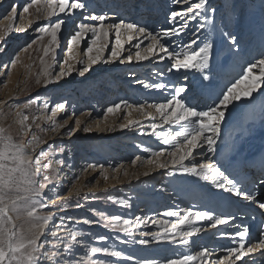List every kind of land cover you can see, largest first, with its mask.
<instances>
[{
	"label": "rangeland",
	"instance_id": "rangeland-1",
	"mask_svg": "<svg viewBox=\"0 0 264 264\" xmlns=\"http://www.w3.org/2000/svg\"><path fill=\"white\" fill-rule=\"evenodd\" d=\"M125 1H128L127 7L119 4ZM83 2L87 5L85 9L74 10V14L70 16L60 14L59 18L65 20V23L58 33L57 43L50 44L51 37L36 30L56 22V17L46 16L44 0H37L36 3H32V0H0V36L5 38L0 40V102H5L0 103V113H2L0 125L8 129L16 142L28 145L29 148H31L32 136L39 137L45 143L39 144L32 152V156L35 160L40 151L44 150L48 155L40 157L41 165L49 163L52 165L51 168L41 167L40 173L35 177L36 186L39 187L40 184L45 186L40 195L30 197L27 203H43L46 207L39 209L40 214L52 213L53 220L49 222L45 230V236L52 245L62 249L61 240L75 244L76 242L71 241L70 233L73 231L80 233L78 237L80 243L74 247L73 253L75 259L81 261V264H87L89 260H94L97 264H142L145 260L165 264L168 259L195 256L202 249H208L209 252L204 264H212L213 259L211 260L210 257L213 247L211 244L206 245L205 242L208 239L205 235L196 233L197 243L187 246L179 240L182 232L179 233L180 231L172 227L187 210L191 209L187 205L178 206L179 199L184 198L181 192L182 183L176 184L174 183L176 181L172 179L197 182L196 178H199L191 173L183 172L179 165L174 166L170 162L171 157L168 156V152L175 150L178 143H183V137H177L175 141L164 144L166 138L164 134L180 132L182 125L167 123L155 109H148L147 111L154 114L152 119L151 116L137 112L139 116L130 120L139 121V123L125 127L124 130L120 126L128 124L129 120L126 119L137 105L163 103L169 97L171 98L175 94V88L180 86H185V92L180 94V98L188 106L196 107L197 110H206L203 107L207 104V100L195 88L198 80L201 81L198 82L199 84L204 86L211 84L215 89V97L207 104V107L217 102L221 93L243 74L250 62H255L264 56V0H207L206 8L198 10L200 15L195 19L178 18L176 21L170 18L172 11L186 10L187 6L198 3L199 0H187V3L185 0H83ZM25 4H30L28 13L23 12ZM13 5L17 8L15 19L11 14ZM213 8L216 10L214 13L211 11ZM195 11L197 10H194V13ZM104 13L109 16V19L105 21L106 26L119 23L121 19L126 23L146 26L148 31L153 36H158L159 42L172 53L196 49L210 42L213 47L208 68L169 71L173 61L167 55L160 53L158 46L155 49L157 55L137 61L135 53L140 51L142 55L146 54L152 40L139 35L128 41L127 35L123 33L121 36L122 41L124 40V49L119 59L112 60L110 59L111 49L115 44V33L112 32L108 46L101 54L102 61L93 65L89 72L81 75L78 69L82 65L77 62L76 66H72L70 57L66 56L68 40L75 31L79 30L80 24L98 25L99 21H93L90 17ZM201 24L204 27L201 28ZM182 25L186 27L178 35L176 33L169 36L163 35V32L169 28L178 29ZM21 29H27V31ZM257 31L262 34L260 40H258ZM225 33H230L237 38L235 46L231 44ZM91 39L92 33H87L79 42V46H76L78 61L83 60L84 64L88 63L86 50ZM193 40L196 41L195 44H191ZM189 44L191 49L187 47ZM45 46L54 50V56L51 51L47 56L45 55ZM92 55H96L95 50ZM129 55L133 56L132 61L126 59ZM161 55L165 58L160 59ZM13 61L16 63L13 64ZM232 62L235 65L242 62L243 67L230 71ZM69 67L72 69L70 74L63 76L58 82H51L47 86L43 84L44 71H50L54 78L61 68L67 71ZM255 71L258 74V69ZM194 76H196L195 80L192 79ZM205 76L208 79H204ZM37 79L41 81L39 84ZM154 84H163L164 87H152L151 85ZM148 89L153 90L154 94L146 96L149 92H140H146ZM139 94L146 96L144 102L137 99ZM194 97L197 99L193 101ZM255 97L260 100L262 93H254L248 101L254 100ZM202 98L205 102H202ZM142 99L144 100L145 97ZM30 100L35 102L24 108L23 105L28 104ZM121 101H127L132 107L121 106V111L105 115L110 105ZM61 103L65 105L64 109L58 108ZM242 103L244 101L236 102L235 106L230 105V108L225 111L226 119L221 124L228 120L231 123L230 131L234 128L237 133V126L242 121L245 133L248 134L244 136V140L248 144L249 138L257 130H255L256 126H247L246 122L250 120L247 114L249 107L247 108V103L241 107ZM17 110L22 114L20 117L16 115ZM258 110H261L259 104L253 111L252 119L256 118ZM22 116L29 118L24 124L31 125V128L24 132L20 131ZM85 118L86 121H84ZM77 120H81L79 126L76 124ZM152 125L157 127L153 129ZM85 128L89 131H85ZM226 129H229V126ZM126 130L128 132H125ZM227 134L222 133L220 136L225 140H227L226 137L235 139L233 138L235 134L234 136L229 134L227 136ZM220 136L214 149L219 147V151L222 152L224 146L219 141ZM205 144L202 143V145ZM161 149L166 151L159 159L167 162L168 167L159 171V167L148 161L155 158L152 155L153 152ZM197 150L192 157L184 161L185 166L191 167L194 160L192 162L189 160L193 157H196L195 163L210 160L217 166L219 164L224 166L220 163L219 151L210 152L208 146L203 154H198ZM228 150L232 153L233 146L228 145ZM57 160L63 163L56 164ZM134 160L135 164H133ZM151 168L155 170L150 172ZM166 169L169 173H166ZM244 172L245 170L239 169L236 176L245 178ZM253 173L254 178L256 172L253 171ZM231 176L234 177L235 174ZM261 181H264V174H258V177L252 179L251 189H262L264 185L260 183ZM77 192H79L78 196ZM160 193L163 196L167 194L172 196L174 206H170L165 212L154 210L151 204V201H155ZM63 196L66 198L61 199ZM239 197L241 196H236V198ZM139 198H143L144 201L141 202ZM170 211H175L179 215L170 216L167 214ZM101 213L106 218L120 216L121 222L128 220L130 223L125 227L129 228V232L125 233L119 228H113L107 219L101 217ZM160 213L164 214L160 215ZM216 214L220 216L219 213ZM13 215L15 217V214ZM259 217L257 220L260 223L255 227V231L260 235L251 240L247 238L246 247L264 239V216L262 219ZM61 220L63 225L57 228L56 225L60 224ZM87 220L97 222L89 224L85 222ZM162 221L169 223L163 225ZM16 223L18 227L22 224L26 226L23 218ZM211 225L209 224L208 228ZM164 228L175 236V241L163 238ZM53 232L57 233L60 240L52 236ZM183 232L188 231L183 230ZM157 236L161 238L158 239ZM100 237H106V239H100ZM141 240H146L148 243L142 244ZM209 240L210 242L218 241L217 239ZM91 247L120 251L121 256L112 257L103 252L90 254ZM225 257L234 259V255L229 256V253H226ZM263 257L264 254L257 251L247 256L245 260L248 264H255V262L264 264ZM221 258L220 256L217 259L221 260ZM240 262L236 261L235 264H241ZM245 263L243 260V264ZM190 264H201V260L198 258L190 261Z\"/></svg>",
	"mask_w": 264,
	"mask_h": 264
},
{
	"label": "snow or ice",
	"instance_id": "snow-or-ice-1",
	"mask_svg": "<svg viewBox=\"0 0 264 264\" xmlns=\"http://www.w3.org/2000/svg\"><path fill=\"white\" fill-rule=\"evenodd\" d=\"M37 0H32V3H36ZM187 3V0H185ZM46 16L48 18L56 17L55 23H49L41 28H37L38 32H43L51 37L50 44L57 43V36L61 30L65 20L59 18L63 13L66 16L74 14V10L85 9L87 7L83 0H44ZM207 6V0H199L198 3H191L183 11H172L170 18L176 21L178 18L195 19L200 15L198 10L205 9ZM30 4H25L23 12H29ZM194 10L195 11L194 13ZM211 11L214 13L216 10L213 8ZM194 13V14H193ZM11 14L15 19L17 14L16 6H11ZM207 18V17H206ZM93 21H99L98 25L80 24L79 30L68 40V52L71 53L73 46L82 41L87 33H92L91 42L88 44L86 54L88 63L84 64L83 60L78 61L82 67L79 70L81 75L89 72L93 65L102 61V53L108 46V40L112 32L115 33V44L111 49L110 59H119L124 49V41L121 40V35L126 34L127 40L131 41L134 36L144 35L152 40L146 50V54H141L140 51L135 53V59L137 61L146 60L149 56L157 55L155 49L159 47L160 53L167 55L172 60L171 68L179 71L180 69H199L204 70L208 68V62L210 58V52L213 45L204 43L202 47L191 49V44H195L196 41H192L187 47L191 50H185L181 53H172L168 51L165 45L159 42L158 36H153L148 31L146 26H140L138 23H126L123 19L119 23H113L105 25V21L109 19L107 13L93 15L90 17ZM31 26V25H30ZM186 25H182L180 28H169L163 32L164 36H169L173 33L177 35L184 30ZM200 27H204L203 24ZM27 31V29H21ZM229 37L232 45L237 44V38L230 33H225ZM3 36H0V40H4ZM30 47V45H29ZM139 47V45H137ZM95 50L96 55H92ZM27 51V49H24ZM53 53L54 50L45 46L44 52L47 56L49 52ZM164 59V55L159 57ZM128 61H132L133 56L126 57ZM16 61H13L15 64ZM43 63V61H42ZM67 64V61H65ZM50 67V66H49ZM258 69V74L255 70ZM71 67L67 71L61 68L60 72L55 75L50 71H44L42 75L45 77L43 84L47 86L51 82H58L63 76L70 74ZM204 79H208L207 76ZM41 81L37 79L39 84ZM155 88H163V84L151 85ZM175 94L170 99H166L163 103L153 104H139L136 106L138 112L144 113L148 116H152V113L147 111L148 109H155L162 119L167 123L181 124L182 128L180 132L165 133L164 144H169L171 141H175L177 137H183V143H178L175 150L168 152V156L171 157L172 165H179L183 172L191 173L194 176L201 177L204 180H211L217 189H227L228 191H234L237 195L242 196L244 199L256 203L257 206L264 210V200L260 199L258 191H245L237 186V181L230 179L224 171L221 170L212 161L208 160L203 163L193 162L191 167L184 165V161L193 156L196 149L201 148L202 143H206L208 151H214V145L221 133V123L225 119V111L229 106H234L236 102L246 100L253 97L254 93H264V56L261 59L250 62L244 69L243 74L230 83L226 90L218 97V101L212 106H209L206 110H197L196 107L188 106L185 101L180 98V94L185 92V86L175 88ZM35 101H29L28 104L23 105L24 108L30 106ZM5 103V102H0ZM132 107L127 101H121L120 103H114L110 105L105 112V115L109 113H115L121 109V106ZM63 103L58 105L59 109H64ZM2 114V113H0ZM16 115L20 117L22 114L17 110ZM55 116V111H53ZM29 118L22 116L20 131L24 132L31 128L30 124L25 125ZM183 122V123H182ZM139 123V121L129 120L128 124H122L120 127L125 128L130 125ZM76 124L79 125L80 121L77 120ZM153 129L157 126L152 125ZM89 131L88 128L84 129ZM71 134V132H69ZM45 143L40 140L39 137L33 135L31 139V148L23 143H18L13 139L11 133L0 125V264H81V261L75 259L73 249L79 245L78 237L80 233L71 232L70 237L73 243H66L60 241L62 249L56 245H52L51 242L45 236L46 226L53 220L52 213L41 215L39 209L46 207L43 203L34 202L28 204L27 201L32 196H38L41 190L44 188V184L36 186L35 177L40 173L41 167L51 168L52 165H41L40 157L48 155L47 152L41 150L39 155L35 158L32 156V152L36 150L39 144ZM165 149L153 152L154 159L149 160L150 164H154L159 168L168 167L167 162H161L159 157L165 154ZM139 159V157H137ZM63 161L57 160L56 164H62ZM136 161H133L135 164ZM35 164V168H33ZM147 175V173H145ZM127 175V173H125ZM47 179V177H45ZM221 180L223 182H221ZM264 185V181L260 182ZM79 195V192L76 193ZM15 214V217L14 215ZM170 216H178L179 213L170 211L167 213ZM102 218L107 219L113 228H119L120 231L125 233L129 232V228L125 227L130 222L123 220L121 222L120 216H111L110 218L104 217V214H100ZM24 219V224L17 226L16 221ZM231 217L214 216L211 212L207 211H186L181 219L172 225L177 231L180 230L182 225H194L196 221H214L211 225L215 227L217 225L226 224ZM86 223L92 224L97 221L87 220ZM163 225H167L168 221H162ZM63 225V220L56 227L59 228ZM201 231L198 227H191V231L182 232L181 243H188L187 237L192 236L194 233ZM249 229L244 227L242 231L235 233L236 237H239L238 247L229 248L227 251L229 256L234 254V259L225 257L220 261V264H235L236 261H241L243 264V258L249 256L258 250L264 254V239L259 240L256 244H250L246 247V238L248 237ZM52 236L57 240L60 237L56 232L52 233ZM42 237L44 239L42 240ZM157 238H161L157 236ZM163 238L172 239L175 241V236L169 232L167 228H164ZM100 239H106V237H100ZM140 243L146 244L148 241L141 240ZM47 246V247H46ZM103 252L112 257H120L121 252L108 248L91 247L90 254H96ZM209 255L208 249H202L195 256H181L178 259H168L165 264H190V261L196 259L201 260V264H204V259ZM131 259V257H129ZM87 264H97L94 260H89ZM142 264H156L155 261L145 260Z\"/></svg>",
	"mask_w": 264,
	"mask_h": 264
},
{
	"label": "bare ground",
	"instance_id": "bare-ground-1",
	"mask_svg": "<svg viewBox=\"0 0 264 264\" xmlns=\"http://www.w3.org/2000/svg\"><path fill=\"white\" fill-rule=\"evenodd\" d=\"M119 4H121V6H123V7H124V5H126V7H127L128 1L121 2ZM257 30H259V28H257ZM257 35H258V40L262 39V37H261L262 34L259 33L258 31H257ZM121 40H122V36H121ZM258 40H256V41H258ZM253 43L255 44V42H253ZM257 43L258 42H256V44ZM77 45L79 46V43L73 46L71 53H69L68 51L66 53L67 58L70 57L69 59H71L70 63L72 66H76V64L78 62L79 56L75 52ZM67 47H68V45H67ZM241 64H242V62L238 65H235V63L232 62L230 64L232 67V69L230 67V71L231 70L235 71V69L238 70L239 68L243 67V66H241ZM225 67H227V66H225ZM195 77L196 76H194V78H192V79L195 80ZM199 81L200 80H198V82ZM198 82H196L197 84H195V88L199 92L200 95L202 94V96L204 98H206V100H207L206 102H207V104H209L210 102H212L211 100H213L215 97V93H216L215 89L211 84H209L210 86H204V85L199 84ZM204 84H205V82H204ZM119 92H122V91L119 90ZM140 92H143V93L149 92L146 94V96H151V94H154V91L149 90V89H148V91L146 90V92H144V91H140ZM143 95L139 94L138 95L139 97H137V99L144 102L146 100V96H143ZM186 96H187V94H186ZM142 97H145V99L143 100ZM134 99L137 100L136 97H134ZM195 99H197V97L196 98L194 97L193 101ZM208 100H209V102H208ZM203 101L205 102V100H203V98H202V102ZM242 101H244V103L241 104V107L245 103H247V108L249 107L247 109L248 110L247 114L249 115L250 120H248L246 122V124H247V126L248 125H253L252 127L256 126L255 130H257V131H255L251 135V138H249V140H248V144H246V142L244 140V136H247L248 134L245 133L246 131L244 129V125L242 126V121H240L241 124H239V125L237 124L238 125L237 126V133H235L234 128L232 129V131H230V125L229 124H231V123L228 120H225L223 122V125L221 124L223 126L222 132L220 133L221 136H222V133H224V134L228 133L230 136H234V134H235V136L233 137L235 139L232 140V137H230V138L226 137L227 140H225V138H222L220 136L219 141H221L224 148H223V151L221 152V151H219V147H217L215 152L219 151V158H220L219 160H220V163L224 164V166L222 167L221 164H219L218 166L221 168L222 171L225 172V174L230 179H234L235 181H237L238 187H241L243 185L244 188H242V189L245 191H258L260 194V199L264 200V193H262L264 187L260 190L251 189V187H250L251 186L250 182L252 181V179H255L256 177H258V174L259 175L264 174V93H262V98L260 100L258 99V97H255L254 100L248 101V99H246V100H242ZM242 101H239V103H241ZM213 103H215V102H213ZM207 104L203 108L207 109L209 107V106L207 107ZM258 104H259V106H261V110L260 111L258 110L259 112H258L256 118L252 119L253 111L258 106ZM236 106H237V104H236ZM119 111H121V109ZM137 112L138 111L136 109L131 110L130 114L126 120H130L135 116H139L136 114ZM142 115H144V114H142ZM153 116H154V114L150 118L152 119ZM225 119H226V117H225ZM230 119L231 118H229V120ZM84 121H86V118ZM80 122H81V120H80ZM228 126H229V129H226ZM124 129L125 128H123V130ZM120 130H122V129H120ZM79 132H80V127H79ZM125 132H128V131L126 130ZM228 134H227V136H228ZM231 140H232V142H230ZM228 145L233 146L232 153H230L231 151L229 152ZM206 147H207L206 144L201 145V148H199L197 150L198 154H203V152L205 151L204 149ZM193 160L195 161L196 157H193L189 161L192 162ZM161 162H162V160H161ZM161 169L162 168H158L159 171ZM235 169H237V171ZM239 169L243 170V171L245 170V172L243 173L246 175L245 178L240 177V176H236V173L239 172ZM154 170L155 169L151 168L150 172L154 171ZM233 170L236 172H232ZM253 171L256 172L254 178H253V174H254ZM166 173H169L167 169H166ZM233 174H235L234 177L231 176ZM158 177H159V175H158ZM196 179H198L197 182L186 181V180H181V179L176 180L175 178L172 179V180L176 181V182H174L176 184L181 185L180 183H182L181 192L184 194L183 195L184 198L179 199L180 201H179L178 206L182 207L184 205H187V206L191 207V209L187 210V211H192V212L207 211V212H211L212 214L214 212H216V213H219L220 216L231 217V219H229L226 224L217 225L215 227L210 226V228H208V225L213 224L214 221H196L194 225H182L180 227V230H179L180 232L179 231L178 232L181 233V232H183V230L191 231V227H193V226L200 228L201 229L200 233L202 235H205L207 237V238L206 237L205 238L208 239L205 242L206 245L211 244V246L213 247V248H211L213 253L210 257L211 260L213 259L212 264H220V261L222 259H224L226 256V253H228L227 250L229 248L238 247L239 237H236V235H235V233L237 231H242L244 227L249 226L248 227L249 234L247 237V238H249V240L256 238V236L260 235V234L259 235L256 234L255 227L258 226L260 223L259 220H257V217L260 216L259 219H262L264 216V210L260 209L256 203H253V202L248 201L246 199L245 200L240 199V198H243L242 196L239 198H236V196L238 197L239 195H237L234 191L224 192L223 189H217L211 180H204L201 177L196 178ZM221 182H223V181L221 180ZM63 198H66V197L63 196L61 199H63ZM139 200L141 202L144 201L143 198H139ZM164 200H166V201L164 202ZM145 202H147V200H145ZM151 204H152V207L154 208V210H160V211L165 212L166 210L169 209L170 206L173 205L172 196L170 194L163 196L160 193L155 201H151ZM158 207H159V209H158ZM216 213L214 216H217ZM163 214L164 213H160V215H163ZM263 231H264V229H263ZM202 235H201V237H202ZM196 238H197L196 233H194L190 237H187L186 238L188 240V243H186L187 246H188V244L189 245L194 244L196 242L195 241ZM247 238H246V240H247ZM182 239H185V237H180L179 240H182ZM209 239H217L218 241L217 242H210ZM182 244H185V243H182ZM220 256L222 258H221V260H218L217 258ZM246 257L243 258V260L246 262L245 264H248L247 260H245ZM207 259L208 258L206 257L204 260H207ZM254 259L256 260V258H254ZM261 260H263V259H261ZM255 264H256V262H255Z\"/></svg>",
	"mask_w": 264,
	"mask_h": 264
}]
</instances>
